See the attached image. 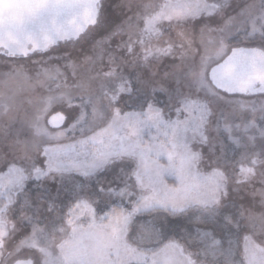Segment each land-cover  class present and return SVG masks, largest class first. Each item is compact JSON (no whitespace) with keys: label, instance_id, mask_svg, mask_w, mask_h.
<instances>
[{"label":"snow or ice","instance_id":"obj_1","mask_svg":"<svg viewBox=\"0 0 264 264\" xmlns=\"http://www.w3.org/2000/svg\"><path fill=\"white\" fill-rule=\"evenodd\" d=\"M13 253L264 264V0H23L0 17V264Z\"/></svg>","mask_w":264,"mask_h":264},{"label":"water","instance_id":"obj_2","mask_svg":"<svg viewBox=\"0 0 264 264\" xmlns=\"http://www.w3.org/2000/svg\"><path fill=\"white\" fill-rule=\"evenodd\" d=\"M23 0H0V17H3L9 12L17 10V6L20 5Z\"/></svg>","mask_w":264,"mask_h":264},{"label":"rangeland","instance_id":"obj_3","mask_svg":"<svg viewBox=\"0 0 264 264\" xmlns=\"http://www.w3.org/2000/svg\"><path fill=\"white\" fill-rule=\"evenodd\" d=\"M237 3H242V0H237ZM169 63H178V61H176V62L169 61ZM165 67H166V65L165 66H162V69L161 70H164ZM129 71H131V69H129ZM250 155H255V153L254 152L253 153H250ZM17 223H19V221H17ZM14 246H15V241L14 240H11V241L8 242V248L9 249H12ZM5 255L7 256V253ZM21 255L22 256L23 255H26V253H21ZM15 259H16L15 253H13L12 256H8L7 257L8 264H13V262H14Z\"/></svg>","mask_w":264,"mask_h":264}]
</instances>
